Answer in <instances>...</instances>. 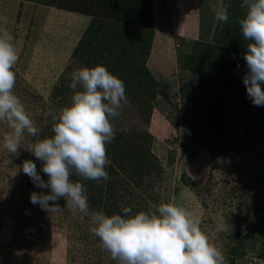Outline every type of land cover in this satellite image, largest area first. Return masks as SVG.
I'll list each match as a JSON object with an SVG mask.
<instances>
[{"label":"rangeland","instance_id":"1","mask_svg":"<svg viewBox=\"0 0 264 264\" xmlns=\"http://www.w3.org/2000/svg\"><path fill=\"white\" fill-rule=\"evenodd\" d=\"M115 2L0 0V16L7 20L4 27L14 36L19 56L14 92L39 130L35 137L26 133L18 153L11 154L2 146L9 129L0 123V264H117L90 232L89 216L67 208L64 198L50 202L61 208L53 213L30 202L33 192L49 190L35 187L22 167L25 161H34L47 181L41 162L29 150L48 138L51 116L46 113L70 105V73L104 65L110 72L122 71L115 75L122 80L131 64L136 70L145 64L157 82L147 95L152 98L150 107L137 104L133 80L125 85L127 101L111 123L115 132L144 135L137 140L155 165L138 187L124 181V174L110 173L111 168L122 172L110 151L105 166L109 179L99 182L102 193L98 187L93 191V182L81 180L90 211L111 216L122 214L124 207L141 212L171 203L200 222L227 264H264V106L250 102L243 84L247 66L242 57L249 41L239 28L246 12L242 0H165L168 21L173 18L176 27V18L185 23L183 31H189L176 34L172 23L158 29L162 32L155 30L152 4L147 16L136 9L138 1L131 6L130 0L123 5ZM221 5L228 7L227 23L215 18ZM156 16V23L166 20ZM191 20L197 26H189ZM100 21L123 29L118 33L110 27L106 44L101 43L103 38L95 43L103 56L91 61L74 56L85 35L92 42L91 29L102 26ZM215 147L221 154L213 160ZM126 151V158L132 159L127 154L134 152ZM70 179L80 178L73 174ZM224 220L233 231H216ZM242 226L248 229L247 237H241ZM246 249L254 256L247 257Z\"/></svg>","mask_w":264,"mask_h":264},{"label":"clouds","instance_id":"2","mask_svg":"<svg viewBox=\"0 0 264 264\" xmlns=\"http://www.w3.org/2000/svg\"><path fill=\"white\" fill-rule=\"evenodd\" d=\"M241 7L246 12L239 28L249 41L242 57L247 66L243 84L250 102L264 106V0H242ZM215 18L227 23L228 7L219 6ZM6 23L0 16V123L9 129L3 135V148L17 154L24 135L35 137L39 130L14 92V66L19 56L14 36L4 27ZM70 78V105L58 113H46L51 116L53 135L36 141L29 150L41 162L40 171L47 175V181L34 161L23 163L22 171L33 185L49 190L48 194L33 192L30 202L53 213L61 208L50 202L64 198L67 208L89 216L90 232L117 264H227L200 222L183 207L161 203L155 210L138 213L124 207L122 214L111 216L90 211L81 180L99 183L109 179L106 145L115 139L111 119L121 114L122 103L127 101L126 88L124 81L104 65L76 69ZM73 174L80 179H70ZM230 228L234 230L224 220L216 231L227 233ZM247 235V227L242 226L241 237ZM245 251L247 257L254 256L251 249Z\"/></svg>","mask_w":264,"mask_h":264},{"label":"trees","instance_id":"3","mask_svg":"<svg viewBox=\"0 0 264 264\" xmlns=\"http://www.w3.org/2000/svg\"><path fill=\"white\" fill-rule=\"evenodd\" d=\"M102 26L96 27L94 29V33L91 34V31L89 32L92 36V42H90V38L87 37H83L81 39V43L80 45H78L77 49L75 50L74 56H79L81 58H88L89 61H91L93 58L97 57L99 58L100 55L103 56V53L99 50V48L96 47L97 42H99L100 38H103L104 42L101 43H105L106 39H110L111 37L108 35L105 37L106 32L108 31V28H113L116 32L121 33V30L123 29V26H121L120 24H114V25H110L108 23H104L102 21H100ZM105 24V27H103V25ZM113 26V27H112ZM119 37V35H118ZM100 43V42H99ZM110 45V44H109ZM107 60V59H106ZM100 60L97 61V63H99ZM143 70H136V66L134 64L128 65L125 69V75H123L125 78H122V80H125V85H127L128 83L133 82L134 80V84L136 86V89L132 90V94L133 97H135L137 100V104L142 105L143 109H146L147 106L150 107V100H152L151 97L147 96L149 93L151 94L152 92L155 91L156 89V84L157 82L155 81L154 77L151 76L149 73V70L147 69V67L145 66V64L142 66ZM112 74L114 75H121L122 71L120 70H116L113 69L111 71ZM199 73V71H198ZM145 75H147V77H145ZM64 87V86H63ZM67 91V88H65V92ZM59 92L64 93L63 89H60ZM203 121L205 119H202ZM216 128H220V124L217 123ZM199 131V130H198ZM220 132L221 130H218L217 133ZM117 135L115 136V139L113 140V142L111 144L106 145V150H107V154L112 151L113 154V160H115L117 162V164H119L120 166V170H122V172H118L117 170L111 168L110 173H115V176L117 177H121L122 174L125 175V178H123L124 181H130L133 185L136 186H140L141 183H138V181L140 182L143 178H145L147 175L150 174L153 166L155 165V161H150L147 160L148 158V153L146 154V156L144 155V150L141 147V143L139 140H137L138 138L141 139L142 137L144 138V135L141 136L139 135L138 138H135L136 135L138 133H119L118 131L115 132ZM220 133L218 134V137L220 138ZM49 137H51L53 135L52 132V122L50 120V123L48 124V129L46 134ZM143 140V139H142ZM126 150H132L134 152V156L131 153H128V156H132V159H127L126 158ZM211 152L213 154V160H216L217 156L219 154H221V152L219 151V149L217 147H215V149H211ZM117 155L121 156V159L117 158ZM151 159H153L151 157ZM127 162H130L127 163ZM132 162V163H131ZM134 163V164H133ZM129 164V166H128ZM115 178H113V182L114 183V187H115V182H114ZM90 181L91 183L93 182V186H96L94 188L93 191H97V187H99V183H97L96 181H92V180H87ZM103 181V180H102ZM100 193H102V188H100ZM102 194H100L101 196ZM97 198V197H95ZM101 199V203L103 201V199L100 197ZM95 203L97 204V202L95 201ZM102 210H104L105 212H110V210L108 209L107 206H103ZM140 210V209H139ZM139 210H136L134 213H138ZM143 210V208H142ZM101 212V211H100ZM246 221V217H244V219ZM242 220V221H243ZM242 221L237 223V226L239 227L240 224L242 223ZM247 226V225H246ZM248 227V226H247ZM238 248H235L233 251L237 252Z\"/></svg>","mask_w":264,"mask_h":264},{"label":"crops","instance_id":"4","mask_svg":"<svg viewBox=\"0 0 264 264\" xmlns=\"http://www.w3.org/2000/svg\"><path fill=\"white\" fill-rule=\"evenodd\" d=\"M109 1H112L113 2V4H114V0H109ZM116 2H120L122 5L123 4H125V3H127L128 2V0H115ZM135 1H138L139 3H137L135 6H136V9H139V10H142V11H144L145 13H146V15L147 16H150V13H151V10L149 9V8H151L149 5H151L152 4V6H153V8H152V12H153V18H154V26H155V30L156 31H160V32H162V30H158L159 28L160 29H164V28H168V25H170L171 23H172V26H173V18H172V20L171 21H168V19L167 18H169V17H167V15H168V12H167V6H166V3H165V0H150L151 1V3L149 4V5H146V4H148L147 2L148 1H146V0H130V2H129V4H128V6H131V5H134L135 4ZM115 2V3H116ZM161 15V16H165L166 17V20H163V19H161L160 21H157V23H158V25H157V23H156V21H155V17H156V20H157V16L156 15ZM151 16H152V14H151ZM169 16V15H168ZM171 18V17H170ZM174 20H175V25H176V27L175 26H173V29L172 30H175V33L174 34H176V32L177 31H179L180 33L183 31V28H182V23H184V22H182V21H180V20H178L177 21V19L176 18H174ZM180 21V22H179ZM118 22V21H117ZM152 22H153V20H152ZM189 22H193L192 24H189L188 22L186 23V25L187 24H189V26H193V27H195V25H196V23H194V20L192 21H189ZM163 23H164V25H163ZM185 24V23H184ZM198 24V23H197ZM197 26V25H196ZM149 29H151V27H148ZM188 28V27H187ZM171 29V28H170ZM152 30H154V29H152ZM185 32H189V31H186L185 29H184V31H183V33H185ZM194 32V31H193ZM193 32H192V34H193ZM164 33V32H163ZM193 36V38H195V35L193 34L192 35Z\"/></svg>","mask_w":264,"mask_h":264}]
</instances>
